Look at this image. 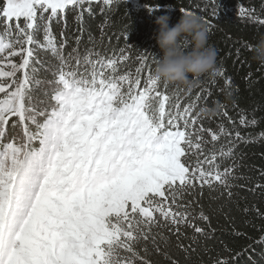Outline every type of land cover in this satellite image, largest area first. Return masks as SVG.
Instances as JSON below:
<instances>
[{
  "label": "snow or ice",
  "instance_id": "obj_1",
  "mask_svg": "<svg viewBox=\"0 0 264 264\" xmlns=\"http://www.w3.org/2000/svg\"><path fill=\"white\" fill-rule=\"evenodd\" d=\"M97 2L114 0H0V264H156L154 255L180 264L172 247L188 260L209 238L198 221L210 227V217L196 197L219 186L231 199L242 178L236 147L264 138L243 135L230 117L232 129L205 127L199 96L184 102L161 87L146 54L121 71L131 59L124 49L81 54L79 35L66 53L69 10L82 33ZM253 12L240 9L242 18ZM238 123L258 122L241 114ZM248 191L264 194V183ZM251 211L264 219L255 204Z\"/></svg>",
  "mask_w": 264,
  "mask_h": 264
},
{
  "label": "trees",
  "instance_id": "obj_2",
  "mask_svg": "<svg viewBox=\"0 0 264 264\" xmlns=\"http://www.w3.org/2000/svg\"><path fill=\"white\" fill-rule=\"evenodd\" d=\"M91 8V14H84L82 33L77 31L75 11L69 10L64 29L68 39L65 52L76 46L77 35L81 36V54L92 47L101 55L111 57L113 54L119 56L120 49H124L131 59L121 65V71L134 70L138 63L136 57L146 54L153 72L157 59L162 55L155 40L157 17L168 15L170 26H174L181 19L183 12L180 9L183 8L193 11L203 21H209L204 23L209 33V44L217 53L215 72L203 76L191 90L175 84H167L168 89L179 92L184 102L199 96L198 113L204 107L226 106L227 117L222 114L221 107L218 114L211 118L199 116L205 127L216 129L218 124L223 123L226 128L232 129L234 125L230 123V117L236 121L235 128L245 136L250 134L255 138L264 132V66L253 59L249 48L264 35V25L255 19L264 20V0H137V5L114 0L110 7L93 3ZM241 8L254 10L253 18H242ZM53 27L60 39L62 25L54 24ZM39 55L42 59H51L46 52L41 51ZM163 85L164 82H161V87ZM202 89L208 94L202 93ZM228 92L232 93V100L224 103ZM241 114L248 120L255 118L258 123L241 126L238 123ZM235 152L239 157L235 174L242 178L233 181L237 185L232 189L234 195L231 199L221 196L222 189L217 186L215 192L205 187L203 195L196 197L198 205L210 217V227L198 221L208 231L209 238H201L198 244L193 245L196 251L188 260H185L183 251L172 247L171 254L180 264H215L221 257H227L230 264H264V219L251 211L254 204L264 210V194L248 191L257 182L264 183V178L260 176V170L264 169V138L241 142ZM219 163L227 167L232 160L221 159ZM246 207L250 209L247 213L244 212ZM196 211L199 212L200 207ZM186 231L190 237L192 232ZM190 242L189 239H181L185 245ZM175 243V237H172V244ZM225 247L229 251H225ZM152 259L156 264H166L159 256L154 255Z\"/></svg>",
  "mask_w": 264,
  "mask_h": 264
},
{
  "label": "clouds",
  "instance_id": "obj_3",
  "mask_svg": "<svg viewBox=\"0 0 264 264\" xmlns=\"http://www.w3.org/2000/svg\"><path fill=\"white\" fill-rule=\"evenodd\" d=\"M170 17L162 15L156 18L158 30L156 43L161 57L153 69V77L166 84L182 86L187 90L195 87L205 75L216 70L217 53L209 44V33L202 17L194 13H183L181 19L170 26ZM253 59L264 66V35L250 46ZM232 100V93L225 95L224 103ZM220 104L204 107L199 116L211 118L218 114Z\"/></svg>",
  "mask_w": 264,
  "mask_h": 264
},
{
  "label": "rangeland",
  "instance_id": "obj_4",
  "mask_svg": "<svg viewBox=\"0 0 264 264\" xmlns=\"http://www.w3.org/2000/svg\"><path fill=\"white\" fill-rule=\"evenodd\" d=\"M125 1H128V2H130L133 5H137V0H125Z\"/></svg>",
  "mask_w": 264,
  "mask_h": 264
}]
</instances>
